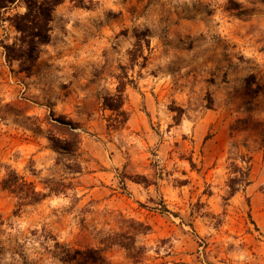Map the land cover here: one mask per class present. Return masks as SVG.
I'll use <instances>...</instances> for the list:
<instances>
[{
  "label": "rangeland",
  "instance_id": "obj_1",
  "mask_svg": "<svg viewBox=\"0 0 264 264\" xmlns=\"http://www.w3.org/2000/svg\"><path fill=\"white\" fill-rule=\"evenodd\" d=\"M24 10L0 11V181L7 166L40 193L72 188L21 209L0 189V264H132L118 246L87 255L123 218L149 228L131 233L142 264H264V1L65 0L27 73L3 48ZM120 68L123 123L103 106ZM50 112L82 129L80 174L56 164Z\"/></svg>",
  "mask_w": 264,
  "mask_h": 264
},
{
  "label": "trees",
  "instance_id": "obj_2",
  "mask_svg": "<svg viewBox=\"0 0 264 264\" xmlns=\"http://www.w3.org/2000/svg\"><path fill=\"white\" fill-rule=\"evenodd\" d=\"M65 0H0V11L5 10L15 3H22L24 6L23 13H16L9 18L13 29L18 36L11 44L3 46L5 59L7 61H17L20 70L29 72L34 66L41 47L47 45L50 41V23L53 12ZM77 6H82L84 0H70ZM264 1V0H261ZM226 9L236 11V17L244 20V12L237 10V4L233 1L227 4ZM148 31H135V43L133 48L128 52V62L131 65L140 58L144 62L146 57L143 55V45L149 47V41L146 39ZM116 81L115 92L103 98V106L115 113L120 118L118 123H123L125 113L122 110L124 101V92L128 85L132 83L129 79L125 68H120V74L114 77ZM247 92L255 93L254 89L247 88ZM48 140L51 149L55 153L57 165H61L70 174H80L82 172V163L80 161V146L82 141V129L77 124L64 117H55L50 112L47 119ZM240 182L237 178L228 180V195L233 196L237 192V185ZM47 194L36 191L32 184L27 182L23 177L18 175L13 169L5 167V174L0 181V189L12 194L16 199V206L22 207L34 206L41 203L47 195H65L67 190L72 188V182H45ZM121 226L123 232L115 233L105 237L101 244V249L90 248L88 257L92 260H100L97 254L110 247L118 246L123 249L125 257L132 264H142L141 259L145 253V248L136 245L132 232L144 234L149 228L142 223H137L131 219H122ZM121 228V229H122ZM80 251H75L73 255L67 254V260L71 261Z\"/></svg>",
  "mask_w": 264,
  "mask_h": 264
}]
</instances>
